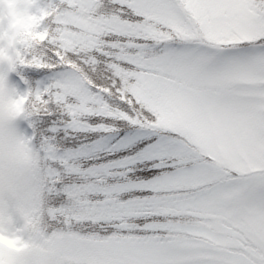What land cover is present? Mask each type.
Returning a JSON list of instances; mask_svg holds the SVG:
<instances>
[{"label": "snow or ice", "instance_id": "obj_1", "mask_svg": "<svg viewBox=\"0 0 264 264\" xmlns=\"http://www.w3.org/2000/svg\"><path fill=\"white\" fill-rule=\"evenodd\" d=\"M0 264H264V0H0Z\"/></svg>", "mask_w": 264, "mask_h": 264}, {"label": "trees", "instance_id": "obj_2", "mask_svg": "<svg viewBox=\"0 0 264 264\" xmlns=\"http://www.w3.org/2000/svg\"><path fill=\"white\" fill-rule=\"evenodd\" d=\"M30 72H31L30 69H25V70L23 71V74H24L25 76H29V75H30ZM12 80H13V82H15L16 80H20V82H21V89L25 87L24 82L20 79V76H18L16 73H13Z\"/></svg>", "mask_w": 264, "mask_h": 264}, {"label": "rangeland", "instance_id": "obj_3", "mask_svg": "<svg viewBox=\"0 0 264 264\" xmlns=\"http://www.w3.org/2000/svg\"><path fill=\"white\" fill-rule=\"evenodd\" d=\"M10 82L12 83V84H14V85H16V86H18V87H20L21 88V82H19V80H18V82L17 81H15V82H13V80H12V78H11V74H10Z\"/></svg>", "mask_w": 264, "mask_h": 264}]
</instances>
